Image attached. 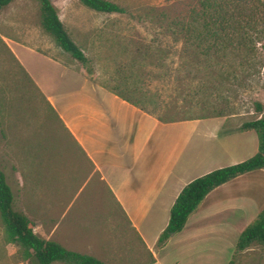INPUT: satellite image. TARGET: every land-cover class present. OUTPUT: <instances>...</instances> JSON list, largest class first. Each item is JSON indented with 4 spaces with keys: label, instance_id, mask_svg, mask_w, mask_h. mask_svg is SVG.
<instances>
[{
    "label": "rangeland",
    "instance_id": "1",
    "mask_svg": "<svg viewBox=\"0 0 264 264\" xmlns=\"http://www.w3.org/2000/svg\"><path fill=\"white\" fill-rule=\"evenodd\" d=\"M106 1L125 12L96 13L78 0H51L66 33L85 57V66L64 55L42 31L35 0H13L0 11V171L10 188L13 210L36 222L59 223L64 204L70 202L74 204L70 213H82L84 218L78 221L96 229L99 218L88 213L110 215L106 207L112 200L44 97L12 58L3 37H46L51 54L70 68L107 90L122 93L165 123L213 116L214 109H220L226 124L218 135H223V130L264 117V0ZM204 1L221 5L234 17L237 31L246 37L243 44L219 45V52L203 56L193 44L166 33L172 21L195 17ZM255 103L263 107L260 113L254 112ZM100 204L103 210L94 209ZM81 206L90 208L75 210ZM114 233L111 252L83 249L79 253L99 254L108 264L151 261L125 225L116 223ZM220 248L195 249L191 258L170 248L163 264H264V247L253 244L230 253ZM118 253L122 257H115ZM0 264H30L21 258L19 246L6 241L1 221Z\"/></svg>",
    "mask_w": 264,
    "mask_h": 264
},
{
    "label": "crops",
    "instance_id": "2",
    "mask_svg": "<svg viewBox=\"0 0 264 264\" xmlns=\"http://www.w3.org/2000/svg\"><path fill=\"white\" fill-rule=\"evenodd\" d=\"M45 39L3 37V44L80 150L88 170L97 175L112 200L106 210L112 212L88 213L99 218L96 229H90V224L84 226L78 221L84 218L82 213H70L74 204L69 202L64 204L59 223L45 224L25 216L32 223V232L102 264H108L104 256L79 251L111 252L116 223L125 225L129 236L150 256L151 261L143 264H163L170 248L180 249L188 258L195 249L212 251L220 246L230 253L240 232L264 206L262 170L247 172L211 190L187 217L180 232L160 247L156 241L182 187L206 173L253 156L257 149L255 133L239 131V125L218 135L226 124L223 117L159 122L70 68L58 55L51 54V44ZM94 209L103 210V205ZM66 216L71 218L70 223L65 222L69 219ZM97 242L100 245L92 248Z\"/></svg>",
    "mask_w": 264,
    "mask_h": 264
},
{
    "label": "trees",
    "instance_id": "3",
    "mask_svg": "<svg viewBox=\"0 0 264 264\" xmlns=\"http://www.w3.org/2000/svg\"><path fill=\"white\" fill-rule=\"evenodd\" d=\"M12 1L0 0V10ZM35 1L39 4V22L42 31L53 39L55 45L62 52L68 53L72 59L85 66V57L66 33L50 0ZM78 2L86 9L96 13L123 14L125 12L124 9L106 0H78ZM200 6V11L194 15L195 17L186 21H172L167 27L166 33L175 40L176 36H179L185 43L193 44L203 56L219 52V45L224 47L239 46L244 43L243 40L246 37L237 31L235 27L237 21L233 19L234 17L230 13L223 10L221 5L204 1ZM262 49L264 50V44ZM262 68L264 83V65ZM86 73L90 75L91 71L87 70ZM114 90L110 89L109 91L121 100L142 110L136 102ZM262 109L263 107L258 103L254 104V112L260 113ZM212 113H214L213 116H202L197 119L223 116L220 109H214ZM155 118L162 122L159 118ZM238 130H251L255 133L257 140L255 154L240 163L206 173L183 186L169 209L168 222L157 238V247L162 246L171 236L182 230L187 217L194 212L211 190L247 172L254 170L264 172V117L260 116L244 122ZM0 221L6 241L19 246L21 258L24 261H29L30 264H52L54 262L61 264H102L95 258L67 251L55 242L46 241L36 236L32 232V223L22 213L13 210L12 194L1 171ZM253 244L264 247V206L255 219L240 232L234 250L241 252Z\"/></svg>",
    "mask_w": 264,
    "mask_h": 264
}]
</instances>
